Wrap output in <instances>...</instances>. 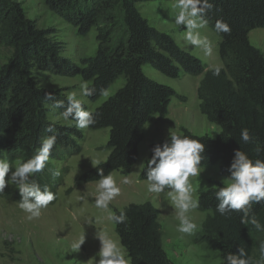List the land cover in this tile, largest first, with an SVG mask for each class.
<instances>
[{
    "label": "trees",
    "instance_id": "1",
    "mask_svg": "<svg viewBox=\"0 0 264 264\" xmlns=\"http://www.w3.org/2000/svg\"><path fill=\"white\" fill-rule=\"evenodd\" d=\"M22 1L0 0V47L8 50L6 61L0 66V159L12 165L31 158L42 138L53 134L47 131L51 127L57 142L45 169L31 175L30 180L41 188L46 185L56 199L59 178L51 174V161L79 154L77 144L83 136L75 121L67 120L74 126H64L48 120L49 111L61 116L63 109L53 108V101L47 100L45 93L52 92L55 100L65 104L67 98L60 91L41 88L34 79L35 69L61 77L79 75L96 89L92 97H85L92 104L102 96L101 89L107 91L116 80H123L114 95L91 111L96 123L87 128L108 129L107 158L80 175L74 188L98 182L97 168H102L105 175H127L136 163L144 126L153 117L167 114L172 97L182 100L171 88L142 73L147 64L170 79L178 78L180 73L204 74L197 88L199 110L219 132L213 138L186 130L179 133L205 145L200 168L219 165L220 177L229 179L234 150L244 151L253 160L264 159V152H255L257 142L264 146V57L248 40L252 30L264 29V0H210L214 7L207 14L208 27L215 31L217 20L231 27L230 33L215 31L220 38L218 56L223 66L219 76L181 50L170 36L148 24L136 7L145 0H41L78 36L85 37L95 30L94 55L80 59L77 65L61 55L63 44L55 39L53 30L40 29L26 17ZM245 128L252 138L249 143L240 139ZM169 139L151 144L148 160L152 149ZM146 171L147 162L139 174L140 181H147ZM5 179L8 180L7 176ZM220 187L224 186L217 183L197 198V210L206 214L198 241L215 251L221 264H225L227 254L237 253L239 248L248 256H258L264 245V231L242 223L243 213L239 211L226 216L217 213L219 201L215 193ZM0 197L17 203L21 198L18 188L8 187ZM120 211L127 219L123 223L113 222V227L130 264H172L162 247L158 211L149 203L129 204L113 212ZM252 213L264 225V201L253 204Z\"/></svg>",
    "mask_w": 264,
    "mask_h": 264
},
{
    "label": "rangeland",
    "instance_id": "2",
    "mask_svg": "<svg viewBox=\"0 0 264 264\" xmlns=\"http://www.w3.org/2000/svg\"><path fill=\"white\" fill-rule=\"evenodd\" d=\"M174 3L175 0H145L136 7L151 27L170 36L181 50L200 60L207 70L221 66L218 56L220 38L217 33L209 27L200 30L212 43L210 56H205L201 49L188 45L182 38L183 26L177 28L173 22L177 11L173 7ZM21 6L26 17L34 21L38 28L53 30L55 39L63 44L61 55L64 58L77 65L80 59L94 55L97 48L94 29L85 37H80L71 25L50 11L41 0H24ZM248 40L264 57V29L252 30ZM7 55L8 50L0 47V66L6 61ZM142 73L151 81L171 88L182 100L172 97L167 114L164 117H153L144 126L143 140L138 145V157L128 174H111L121 188L120 195L110 202L108 210H104L95 206L98 182L74 188V182L80 175L105 161L108 155L105 148L108 129H80L83 136L77 144L80 153L51 161L53 169L59 168L61 172L57 177V199L54 204L41 209L39 217L29 219V214L19 207V203L0 197V264H95V260L99 259L100 248L96 233L106 231L118 241L113 222L107 219L109 212L121 210L129 204L144 203H149L158 211L162 247L172 264H221L215 251L198 241L206 214L197 209L192 210L188 215L197 225L195 232L191 235L180 233L177 230V209L168 194L171 190L166 189L160 194L150 193L147 190L148 182L139 180V174L148 161L151 144L170 137L172 132L179 134L181 130L211 138L219 132L218 127L209 123L199 110L197 88L204 74L191 76L180 73L178 78L170 79L148 64L142 67ZM34 79L41 88L60 91L66 98L74 91L79 96L82 82L79 75L61 77L35 69ZM122 84V79L116 80L107 90V95L102 94L93 104L85 97L80 98L87 110L92 111L114 95ZM47 117L53 123L74 126L54 112L49 111ZM17 165L18 162L12 164L13 168ZM6 176L9 179L10 174ZM124 177L130 183H121ZM228 181L229 179L220 177L219 165L201 168L199 177H190L196 199L200 193L215 187L217 183L226 186ZM7 187L8 190L17 188L10 180ZM81 235L85 236V242L78 252H74L71 245Z\"/></svg>",
    "mask_w": 264,
    "mask_h": 264
},
{
    "label": "clouds",
    "instance_id": "3",
    "mask_svg": "<svg viewBox=\"0 0 264 264\" xmlns=\"http://www.w3.org/2000/svg\"><path fill=\"white\" fill-rule=\"evenodd\" d=\"M177 9L173 22L177 28L183 26V40L190 46L201 49L205 56L212 54V43L207 35L201 34V29H207L209 24L208 13L213 10V3L210 0H175L173 5ZM217 33H230V25L223 21L215 22ZM222 65L213 69V75L219 76ZM102 94L107 91L101 89ZM96 93L94 86L87 81H82L77 92H71L67 96V102L55 100L52 92H46L45 98L53 101V108H61L60 113L64 120L75 121L79 129L88 128L96 123L94 113L85 109L80 97H92ZM48 135L41 140V145L34 156L26 161L18 163L13 168L6 159H0V193L9 185V180L16 185L20 194L19 207L29 214V219L39 217L41 209L46 208L56 199L55 193L45 185L30 180V176L42 172L49 162L52 149L57 142V135L50 127ZM240 139L249 143L252 138L248 129H242ZM205 145L199 140L189 138L172 132L170 139L162 145L152 149V156L147 161L146 179L147 190L150 193L160 194L166 189L177 209L176 215L179 220L178 231L191 235L195 232L197 225L190 219L189 213L200 207L199 200L194 198L193 186L190 177H199L201 173L202 153ZM255 152H264V146L256 143ZM99 163V162H97ZM99 180L96 185L95 206L98 209L108 210L112 202L121 193L114 177L105 175L102 168H97ZM229 181L226 186L220 187L215 196L219 203L216 205V212L226 216L232 211L243 213L242 223H250L257 231H264V225L252 213V205L264 201V159H251L244 151L234 150V157L229 167ZM6 180V175H9ZM53 178L59 177V168L51 170ZM123 184L130 183L127 177L121 181ZM83 199V197L81 198ZM107 219L114 223H123L127 217L123 211L119 214L109 212ZM100 248L98 260L95 264H130V258L117 240H114L108 232L96 233ZM85 242V236L74 242L71 247L74 252L80 250ZM225 264H264V245H261L260 254L255 257L248 256L243 248L237 253H229L225 257Z\"/></svg>",
    "mask_w": 264,
    "mask_h": 264
}]
</instances>
